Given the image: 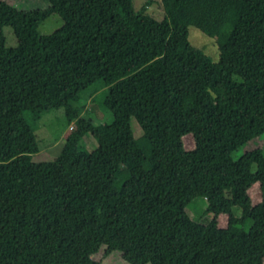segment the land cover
<instances>
[{
	"label": "trees",
	"instance_id": "16d2710c",
	"mask_svg": "<svg viewBox=\"0 0 264 264\" xmlns=\"http://www.w3.org/2000/svg\"><path fill=\"white\" fill-rule=\"evenodd\" d=\"M133 1L21 11L0 0V264H104L114 252L127 264H263L264 154L232 155L264 135V0H161V21ZM53 15L62 27L41 35ZM189 26L216 39L218 61L190 44ZM97 82L110 125L76 106ZM55 109L71 130L56 159L35 162ZM196 198L207 224L185 211Z\"/></svg>",
	"mask_w": 264,
	"mask_h": 264
},
{
	"label": "rangeland",
	"instance_id": "374dc122",
	"mask_svg": "<svg viewBox=\"0 0 264 264\" xmlns=\"http://www.w3.org/2000/svg\"><path fill=\"white\" fill-rule=\"evenodd\" d=\"M8 3L21 11L43 10L48 6L46 0H8ZM133 8L137 14L151 17L156 21H161L164 17L161 0H134ZM62 25L63 22L61 18L57 15H53L39 26L38 32L43 36H47L60 29ZM3 33L6 48L17 47V40L12 28L5 27ZM188 40L193 47L203 51L212 61H218L216 39L209 38L202 34L197 28L189 26ZM106 94L107 88L102 82H97L83 92L80 101L76 105L79 108L81 117L91 120L96 126L112 124L113 117L111 113L102 108V101L106 97ZM131 129L136 139L141 137L142 131L134 119L131 120ZM70 130L71 126L68 125L63 109H55L46 112L39 122V130L37 131L40 152L33 157V160L35 162H51L56 159L61 152L66 136L69 134ZM183 142L186 150L189 151L194 148V142L191 135L185 136ZM80 148L83 152L89 154L97 148V142L90 134H87L82 138ZM256 149H260L264 154V135L248 142L238 151L233 153L232 158L237 160L242 155ZM250 195L254 204L260 201L258 185H254L251 188ZM206 210L207 202L204 198H196L192 200L185 209L191 220L198 221L201 224H207L213 218L211 214L206 213ZM235 213L236 215H239L237 209H235ZM219 226L221 228L227 226V217L225 215L220 216ZM6 251L8 252L9 249ZM103 263L127 264L122 260L119 252L112 253L103 261Z\"/></svg>",
	"mask_w": 264,
	"mask_h": 264
}]
</instances>
